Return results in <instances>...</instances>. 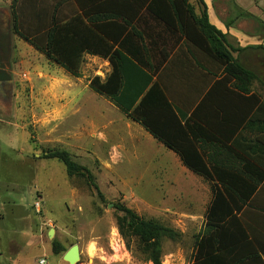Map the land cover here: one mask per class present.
<instances>
[{"label":"rangeland","instance_id":"1","mask_svg":"<svg viewBox=\"0 0 264 264\" xmlns=\"http://www.w3.org/2000/svg\"><path fill=\"white\" fill-rule=\"evenodd\" d=\"M11 2L0 0V222L37 227L39 245L28 255L47 264H69L61 258L75 245L77 264H153L141 231L116 209L121 204L178 233L163 239L161 264H190L211 184L183 176L172 150L92 90L108 64L84 60L74 77L15 36ZM240 59L258 77L252 91L264 98V49ZM54 151H67L93 181L69 176L46 157ZM53 241L65 250L55 254Z\"/></svg>","mask_w":264,"mask_h":264},{"label":"trees","instance_id":"2","mask_svg":"<svg viewBox=\"0 0 264 264\" xmlns=\"http://www.w3.org/2000/svg\"><path fill=\"white\" fill-rule=\"evenodd\" d=\"M33 1L24 4L22 0H12V33L74 77L81 75L85 53L107 59L112 71L104 80L94 77L92 90L107 97L175 152L188 169L211 184L212 200L205 212V227L196 237L190 264H251L245 263L244 257L259 252L238 215L257 191L264 172L261 168L252 171L247 164L243 169L237 165L208 168L206 164L212 165V157L200 151L195 141L186 139L193 129L180 124L179 109L169 101L160 82L162 67L183 39L219 66L222 83L231 84L229 93L248 96L250 114H264V100L252 91L258 77L240 59L251 48L231 42L228 34L209 21L204 0H197V5L190 0H74L81 13L62 24L56 21V13L64 1L55 5H33ZM250 151L257 154L254 147ZM46 157L62 162L69 176L87 174L93 181L89 170L75 162L67 151L50 152ZM116 209L141 231L153 264H161L163 239L175 238L178 233L121 204ZM52 250L60 254L65 249L53 241Z\"/></svg>","mask_w":264,"mask_h":264},{"label":"crops","instance_id":"3","mask_svg":"<svg viewBox=\"0 0 264 264\" xmlns=\"http://www.w3.org/2000/svg\"><path fill=\"white\" fill-rule=\"evenodd\" d=\"M22 1L25 4L31 0ZM58 1H64L56 13L58 23H65L81 13L74 0H34L33 5L36 2L38 5H55ZM204 2L207 5L209 21L228 34L231 42L251 50L264 47V0ZM30 47L40 54L32 45ZM84 60L108 64L110 72L112 71L109 61L98 55L85 53L82 65ZM162 68L164 70L160 73V82L169 101L179 109L177 114L180 124L183 127L187 124L193 129V134L190 137L185 136L186 139L195 141L201 147L200 151L212 157L213 163H207V167L219 166L227 169L237 165L243 169V165L247 164L252 171L257 172V168H261L264 172V114H250L247 109V95L243 98L229 93L231 84L222 83L223 74L219 66L182 39ZM261 99L264 100L263 97ZM254 119L255 123L252 122ZM251 147H254L257 154L250 151ZM172 153L183 176L209 182L188 169L181 158L175 152ZM238 216L259 252L258 255L244 257L243 260L245 263L264 264V179ZM38 234L37 227H26L21 220L5 225L0 222V264H40L45 259L28 255L39 245Z\"/></svg>","mask_w":264,"mask_h":264},{"label":"water","instance_id":"4","mask_svg":"<svg viewBox=\"0 0 264 264\" xmlns=\"http://www.w3.org/2000/svg\"><path fill=\"white\" fill-rule=\"evenodd\" d=\"M54 234H55V230L54 229H51L50 230V232H49V234H48V237L49 238H53L54 237ZM79 249V246L78 245H75V246H73V247H71L66 253H65V255H64V260H66V259H68V257H72V252H73V250L74 249ZM80 261V259L75 263V264H77L78 262ZM69 264H71V262L70 261H67Z\"/></svg>","mask_w":264,"mask_h":264},{"label":"bare ground","instance_id":"5","mask_svg":"<svg viewBox=\"0 0 264 264\" xmlns=\"http://www.w3.org/2000/svg\"><path fill=\"white\" fill-rule=\"evenodd\" d=\"M71 254H72V257H68V259H66L65 261H70L71 264H73L75 260L77 259L79 260V250L77 251V249H74Z\"/></svg>","mask_w":264,"mask_h":264},{"label":"built area","instance_id":"6","mask_svg":"<svg viewBox=\"0 0 264 264\" xmlns=\"http://www.w3.org/2000/svg\"><path fill=\"white\" fill-rule=\"evenodd\" d=\"M34 207H35V210L37 213H40L41 212V205H40V202L39 201H36L34 203ZM40 264H45V260H41L40 261Z\"/></svg>","mask_w":264,"mask_h":264}]
</instances>
